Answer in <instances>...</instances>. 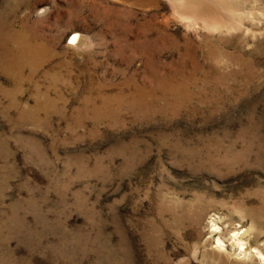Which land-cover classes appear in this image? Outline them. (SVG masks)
Listing matches in <instances>:
<instances>
[{"label": "rangeland", "instance_id": "obj_1", "mask_svg": "<svg viewBox=\"0 0 264 264\" xmlns=\"http://www.w3.org/2000/svg\"><path fill=\"white\" fill-rule=\"evenodd\" d=\"M0 264H264V0H0Z\"/></svg>", "mask_w": 264, "mask_h": 264}, {"label": "bare ground", "instance_id": "obj_2", "mask_svg": "<svg viewBox=\"0 0 264 264\" xmlns=\"http://www.w3.org/2000/svg\"><path fill=\"white\" fill-rule=\"evenodd\" d=\"M74 38H77V36L75 35Z\"/></svg>", "mask_w": 264, "mask_h": 264}]
</instances>
